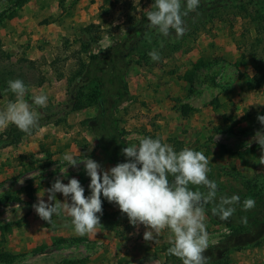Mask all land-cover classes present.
<instances>
[{
	"label": "rangeland",
	"instance_id": "rangeland-1",
	"mask_svg": "<svg viewBox=\"0 0 264 264\" xmlns=\"http://www.w3.org/2000/svg\"><path fill=\"white\" fill-rule=\"evenodd\" d=\"M209 7L196 10L192 30L185 25L189 34L179 38L178 50L167 48L166 37L159 32L150 35L153 48L148 51H159L161 59L139 63V53L130 49L135 41L127 44L123 38L129 28L122 23L127 15L142 16L151 11L149 0H0V48L14 61L36 60L34 74L40 72L45 79L38 85L36 78L25 75L32 84L24 99L37 114L41 106L35 105L33 98L40 94L48 97L43 107L70 108L68 79L75 65L70 57L80 48L85 25L98 23L104 29L99 45L89 53L104 49L108 44L105 37L111 40L110 47L116 48L114 60L103 71L107 101L102 107L63 112L65 121L52 122L22 143L0 149V226L12 225L7 231L0 229V251L16 255L11 263L0 264H163L162 247L171 245L172 239L167 229L156 241H145L143 225L131 224L124 235L99 227L84 236L77 235L74 227L52 230L45 226L33 205L40 199L55 203L48 200L47 189L56 179L67 184L75 177L85 196L91 194L84 164L67 166L65 154L91 158L107 170L116 165L114 154L126 162L122 149L138 143L142 136L160 138L176 151L185 147L203 151L210 161L209 179L218 186L216 203L228 191L239 193L244 178L264 176V164L260 163L264 151L256 141L258 132L264 134V124L257 119L264 115V84L252 88L246 81V74L256 71L252 58L254 23L231 8ZM89 53H84L85 60H89ZM2 81L0 78V111L16 100ZM184 106L190 107L187 113ZM7 126L0 127V133ZM66 167L67 173L62 174ZM13 195L21 200L8 198ZM56 199L65 202L66 198L56 193ZM101 199L103 213L120 211L115 203L103 196ZM61 214L69 216L66 211ZM258 215L262 217L264 210ZM216 221L206 211L210 247L232 231ZM233 221L234 226H240L237 215ZM243 229L229 240V263L264 264V241L253 247L256 231L248 224Z\"/></svg>",
	"mask_w": 264,
	"mask_h": 264
},
{
	"label": "clouds",
	"instance_id": "clouds-1",
	"mask_svg": "<svg viewBox=\"0 0 264 264\" xmlns=\"http://www.w3.org/2000/svg\"><path fill=\"white\" fill-rule=\"evenodd\" d=\"M199 6L200 0H186V7L182 0H155V10L147 13V19L150 26L163 36L168 37L174 30L176 38H181L186 32L183 18ZM105 39L108 44L104 49L110 48L111 40L108 37ZM149 56L154 62L161 59L160 52L155 49L149 52ZM8 86L16 100L0 111V127L13 123L24 133L31 134L38 127L40 117L24 99L27 86L19 78L8 81ZM47 100L46 95L40 94L33 98V103L43 107ZM257 119L264 124V115H258ZM256 137L264 151V134L258 132ZM122 154L126 162L107 170L91 158L77 159L65 154L63 160L67 166L84 164L90 177L88 187L91 194L85 196L84 187L75 177L67 184L58 178L47 189L48 200L55 203L40 199L33 205L34 210L49 224L54 215L59 216L66 211L72 218L75 233L84 236L102 226L103 196L109 203L119 206L130 224L145 226V241H156L167 229L172 233L171 246L167 249L169 255L177 257L182 264H210L209 258L204 255L211 243L205 222L206 205L214 204L212 214L221 221H228L236 213L235 206L241 204L240 196H221L216 203L218 186L209 179L210 161L203 151L187 147L176 151L160 138L142 136L138 138V143L123 148ZM260 163L264 164V156L260 158ZM60 172L67 173V167ZM56 193H62L65 202L58 201ZM69 197L71 203L68 202ZM254 207V199L243 200L244 211ZM241 222L247 223V217H241Z\"/></svg>",
	"mask_w": 264,
	"mask_h": 264
},
{
	"label": "trees",
	"instance_id": "trees-1",
	"mask_svg": "<svg viewBox=\"0 0 264 264\" xmlns=\"http://www.w3.org/2000/svg\"><path fill=\"white\" fill-rule=\"evenodd\" d=\"M23 2V1H22ZM152 5V10L154 9L155 0H149ZM182 4L186 7V0H182ZM210 4L211 9H218L221 6L233 9L238 15L248 19V21L254 23L256 39L253 43V61L256 66L255 74H246V81L248 85L252 88H259L264 84V0H200L199 8L206 7ZM209 7V8H210ZM198 8V9H199ZM207 8V10H209ZM148 13V12H147ZM147 13L142 16L127 15L126 21L122 24L128 26L129 31L123 37L125 42L128 44L131 40L135 41V44L130 48L131 52L136 51L139 53L138 62L141 63L143 59H150L148 48H153L152 42L150 41V35L157 36V29H153L150 26V22L147 19ZM196 11L189 12L184 19V26L192 30L193 22L196 21ZM104 29L98 23H89L82 28V35L79 38L80 48L76 49L71 55L75 60V65L70 70L71 77L68 79L69 88L67 90V96L69 100V109H63L62 107L47 106L41 107L38 121V127L34 128L31 134H26L21 131L15 124L10 123L6 131L0 133V149L6 148L12 145H18L22 143L26 137L33 135L42 127L53 123H61L65 121V117L61 114L63 112L70 113L84 107H95L103 106L107 101L106 97V82L104 79V70L106 69V64L111 60H114L116 54V48L110 47L107 49H99L96 54L89 53L90 49L99 45L103 37ZM186 34H189L186 31ZM175 37V40L171 38ZM167 48L173 50H178L181 47V42L179 38H176L174 30L171 34L166 37ZM141 44V47L139 45ZM121 45V44H120ZM143 45L146 49H143ZM89 53V60H85L84 53ZM69 59V58H68ZM67 59V60H68ZM55 67L56 61L51 62ZM37 61L33 59L21 58L18 61H14L11 54L0 48V78H3L2 85L9 89L8 81L15 80L17 78L21 79L25 85L28 87L32 84V80L25 75H32L36 78L35 83L41 85L45 82L44 77L39 72L38 75L34 74V70H37ZM126 71L122 74L125 77ZM62 74V73H61ZM63 75V74H62ZM96 83L97 87H88L92 83ZM90 91L86 93V89ZM190 107L184 106V113H187ZM122 143V141H121ZM114 161L116 164L125 162L121 160L118 155L114 154ZM243 189L239 193L228 191V197L236 194L241 198V204L236 205V213L239 220L241 217H247V223L240 222V226H234L233 217L228 221H221L218 216H215L216 222L225 223L228 227L232 229L230 234H227L224 239L220 241L217 245L209 247L204 255L209 258L210 264H230L229 253L227 252V245L230 246L232 242L229 240L233 236L240 235L244 230L245 225H250V227L256 231L254 235V240H252L253 247L260 246L264 241V215L259 217L258 214H263L264 210V176H256L254 178H244ZM245 191L246 193H243ZM10 200L17 199L21 200L20 197L16 195L9 196ZM246 198H252L255 200V207L249 211H244L242 209V202ZM3 199H0L2 202ZM218 204V203H217ZM214 204L206 205V211L212 213L211 209ZM99 215V214H97ZM251 218L249 219L248 216ZM71 217L65 215H54L52 218V223L49 224L47 221L43 220L45 226L52 230H56L58 227L68 226L73 227L71 224ZM101 227L109 230L115 231L118 235H124L128 232L132 226L129 219L125 213L121 211L114 213H103L101 216ZM11 224L1 225L0 229L7 231L11 229ZM171 245H164L162 247L165 253V260L163 264H182V261L177 257L169 255L167 249ZM238 249H244L242 245H236ZM14 254L7 251H0V261L11 263L15 259Z\"/></svg>",
	"mask_w": 264,
	"mask_h": 264
}]
</instances>
